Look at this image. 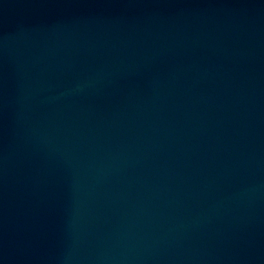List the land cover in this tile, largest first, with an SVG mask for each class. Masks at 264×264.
<instances>
[{"label": "water", "instance_id": "obj_1", "mask_svg": "<svg viewBox=\"0 0 264 264\" xmlns=\"http://www.w3.org/2000/svg\"><path fill=\"white\" fill-rule=\"evenodd\" d=\"M0 264H264V0H0Z\"/></svg>", "mask_w": 264, "mask_h": 264}]
</instances>
